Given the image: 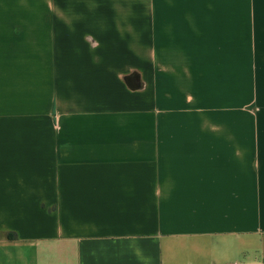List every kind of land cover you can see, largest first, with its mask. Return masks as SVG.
<instances>
[{
	"label": "crops",
	"instance_id": "crops-1",
	"mask_svg": "<svg viewBox=\"0 0 264 264\" xmlns=\"http://www.w3.org/2000/svg\"><path fill=\"white\" fill-rule=\"evenodd\" d=\"M0 264H264V0H0Z\"/></svg>",
	"mask_w": 264,
	"mask_h": 264
},
{
	"label": "trees",
	"instance_id": "trees-1",
	"mask_svg": "<svg viewBox=\"0 0 264 264\" xmlns=\"http://www.w3.org/2000/svg\"><path fill=\"white\" fill-rule=\"evenodd\" d=\"M6 237H7L8 240H13L14 239V236L12 234H8Z\"/></svg>",
	"mask_w": 264,
	"mask_h": 264
}]
</instances>
